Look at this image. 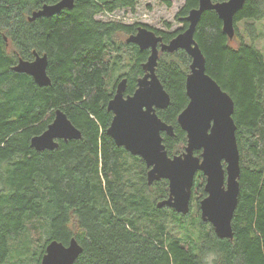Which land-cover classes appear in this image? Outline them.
Listing matches in <instances>:
<instances>
[{
    "label": "trees",
    "instance_id": "obj_1",
    "mask_svg": "<svg viewBox=\"0 0 264 264\" xmlns=\"http://www.w3.org/2000/svg\"><path fill=\"white\" fill-rule=\"evenodd\" d=\"M227 0H213L214 3ZM53 0H0V264L11 242L36 220L39 264L53 240L76 238L83 252L75 264H264V57L253 44L232 47L216 12L203 14L195 40L206 58L207 73L235 102L234 120L241 156V191L232 221L233 239H220L201 219L206 178L198 173L187 215L169 207V182L148 185L143 159L107 135L113 114L107 110L121 79L132 95L151 54L127 43L136 26L98 22L101 12L134 10L138 0H79L72 11L39 30L29 22L36 6ZM199 0H185L179 13L183 30H153L169 43L188 28L185 20ZM131 8V9H130ZM264 19V0H246L238 23ZM37 44V45H36ZM48 56L51 85L13 71L34 53ZM192 58L184 51L160 52L156 74L171 97L157 111L172 126L163 135L170 157L184 152L187 134L178 117L189 104L186 80ZM62 110L80 130V140L58 141L54 151L37 152L33 137L42 134ZM200 155V152H196ZM25 247V248H24ZM32 248L23 244V256Z\"/></svg>",
    "mask_w": 264,
    "mask_h": 264
},
{
    "label": "water",
    "instance_id": "obj_2",
    "mask_svg": "<svg viewBox=\"0 0 264 264\" xmlns=\"http://www.w3.org/2000/svg\"><path fill=\"white\" fill-rule=\"evenodd\" d=\"M246 0H199V6L185 19L188 28L169 43L147 28H140L126 41L141 51L151 50L132 96H124L127 79H122L108 104L114 114L107 135L118 148L124 147L133 156H139L148 168V185L161 180L169 182L168 199L158 208L169 207L187 215L191 209L195 180L198 173L206 178V198L200 202L201 219L210 223L220 239H233L232 221L241 191V156L237 142V125L233 118L235 102L230 94L207 73L206 58L195 40L197 26L204 13L214 11L223 22V30L231 40L235 37V16ZM74 8V0H63L56 5H44L29 20L59 15ZM184 50L191 58L190 73L186 80L189 104L178 117V124L187 134V146L180 155L170 157L163 143L162 132L174 135L172 126L163 122L156 109H167L171 97L159 80L156 69L160 52L175 53ZM48 56H36L34 61L21 60L13 67L18 74L33 78L40 87L51 85L48 75ZM82 133L62 111L55 112L54 121L46 131L31 140L37 152L54 151L58 141L80 140ZM200 152V155H196ZM83 252L76 238L68 245L51 241L45 249L41 264H75Z\"/></svg>",
    "mask_w": 264,
    "mask_h": 264
},
{
    "label": "rangeland",
    "instance_id": "obj_3",
    "mask_svg": "<svg viewBox=\"0 0 264 264\" xmlns=\"http://www.w3.org/2000/svg\"><path fill=\"white\" fill-rule=\"evenodd\" d=\"M184 5L185 0H141L136 4L134 10L124 9L104 14L99 20L115 21L126 25L142 22L155 30L174 33L183 28L178 16ZM246 24H248L246 21L238 23L239 38H234L231 41L232 47L237 48L241 42L253 43L264 57V19L252 22L251 24L255 25V29L251 32L247 31ZM43 228L36 220L29 221L25 232H22L11 242V253L4 264H39L41 252L37 245H39L40 236L37 233H40ZM23 244L30 246L32 250L30 253L20 256L22 254L19 252L22 251Z\"/></svg>",
    "mask_w": 264,
    "mask_h": 264
},
{
    "label": "flooded vegetation",
    "instance_id": "obj_4",
    "mask_svg": "<svg viewBox=\"0 0 264 264\" xmlns=\"http://www.w3.org/2000/svg\"><path fill=\"white\" fill-rule=\"evenodd\" d=\"M53 1H55V2H53V3H47V2H43L42 3V5H39V6H36V8L35 9H33L32 10V13H31V15H29V16H27V19L29 20V18L34 14V13H38L39 11H41L42 10V8H43V6L44 5H56V4H58V3H60L61 1H63V0H53ZM77 1H79V0H74V8L76 7V5H77ZM139 1H141V0H138V2ZM73 8V9H74ZM73 9H71V10H68V9H65V10H63L59 15H55V16H52V17H50V18H48V17H42V18H37V19H34V20H32V21H30L29 20V22H31V23H34V25H36V27H35V30H39V26H43L44 24H47V22H49V23H51L52 21H55V19L57 20V18L58 17H60V16H62L63 14H65L66 12H68V11H72ZM131 9V8H130ZM120 10H122V9H120ZM120 10H116V11H120ZM132 10V9H131ZM116 11H114V12H116ZM104 14H107L106 12H101V13H98V14H96L95 16H94V19H95V21H98V22H102V21H100L99 19L101 18V17H103V15ZM104 22H107V21H104ZM188 23V22H187ZM41 26V27H42ZM130 26H136L137 27V32H138V30L140 29V28H147V29H149V30H154L152 27H150L149 25H147V24H145V23H142V22H133V23H131L130 24ZM184 28H182V29H180V30H183ZM186 30V29H185ZM184 30V31H185ZM183 31V32H184ZM182 33V32H181ZM137 34V33H136ZM179 35V34H178ZM37 45V44H36ZM137 46V45H136ZM148 50H150V49H148ZM144 51H146V50H144ZM141 52H143V51H141ZM150 52H151V50H150ZM37 55H39V56H44V55H46V54H42V55H40V54H38V53H34V59L33 60H31V61H34L35 59H36V56ZM22 59H20L19 61H21ZM144 75H145V72H144ZM143 75V76H144ZM142 76V77H143ZM141 78V77H140ZM122 79H127L126 77H124L123 76V78ZM121 79V80H122ZM139 80V79H138ZM138 80H137V84H138ZM137 88H138V85H137ZM137 88H136V90H137ZM135 90V91H136ZM115 93H116V90H115ZM115 93H114V95H115ZM135 93V92H134ZM133 93V94H134ZM132 94V95H133ZM132 95H128V94H126V92L124 93V96L127 98L128 96H132ZM114 97V96H113ZM112 97V98H113ZM112 98H111V100H112ZM110 100V101H111ZM109 101V102H110ZM109 104V103H108ZM107 110H108V108H107ZM163 110H165V109H163ZM157 111H160V109H156V113H157ZM112 113V112H111ZM113 114V113H112ZM158 115V114H157ZM113 117H114V114H113ZM160 118V117H159ZM113 120V119H112ZM162 120V119H161ZM163 121V120H162ZM164 122V121H163ZM162 134V137H163V135H166V136H168L167 135V133H165V132H162L161 133ZM174 136V135H173ZM173 136H169V137H173ZM163 143H164V138H163ZM182 154V153H181ZM180 155V154H179ZM173 157V156H172Z\"/></svg>",
    "mask_w": 264,
    "mask_h": 264
}]
</instances>
